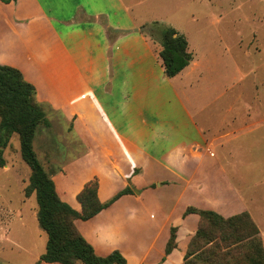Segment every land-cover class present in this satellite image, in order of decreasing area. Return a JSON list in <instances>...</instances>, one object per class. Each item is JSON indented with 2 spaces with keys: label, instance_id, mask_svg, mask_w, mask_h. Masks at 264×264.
I'll list each match as a JSON object with an SVG mask.
<instances>
[{
  "label": "crops",
  "instance_id": "obj_1",
  "mask_svg": "<svg viewBox=\"0 0 264 264\" xmlns=\"http://www.w3.org/2000/svg\"><path fill=\"white\" fill-rule=\"evenodd\" d=\"M161 50L123 0H0V64L22 73L39 104L73 121L84 158L102 167L99 178L73 192L58 189L61 175L53 174L59 197L67 202L72 195L74 209L81 211L77 195L94 179L102 203L103 181L114 190L113 198L137 189L94 218L76 220L97 256L119 251L128 264H184L200 224L198 215H185L189 207L224 218L248 213L264 241V228L248 205V177H230L225 168L226 159L236 158L233 150L248 154V139L220 153L227 135L216 130L208 138L179 88L198 67L194 54L184 71L169 78ZM125 200L135 203L120 205ZM126 227L136 232L128 230V241H118V231ZM173 227L177 248L162 262ZM149 229L154 243L162 241L158 252L154 245L138 244Z\"/></svg>",
  "mask_w": 264,
  "mask_h": 264
},
{
  "label": "rangeland",
  "instance_id": "obj_2",
  "mask_svg": "<svg viewBox=\"0 0 264 264\" xmlns=\"http://www.w3.org/2000/svg\"><path fill=\"white\" fill-rule=\"evenodd\" d=\"M123 2L157 47L161 46V27H173L187 38L198 67L179 88L186 93L189 108L206 128L208 138L216 130L227 135L221 154L248 139V154L233 150L236 158L226 159L225 168L230 177H248V205L264 228V0ZM40 105L48 126H40L33 146L46 172L61 175L56 177L57 188L73 192L86 180L96 175L99 178L102 167L84 158L85 146L75 135L73 121L49 105ZM5 134L0 131V264H46L40 259L48 237L37 220L36 192L30 187L33 172L22 158L20 135L7 139ZM109 185L103 181L101 188V199L106 203L114 193ZM66 201L78 208L72 195ZM147 202L154 206L148 198ZM134 203L125 200L120 205ZM128 230L136 232L127 227L119 230L118 241H128ZM152 233L147 230L138 244L145 249L154 245L158 252L162 241L154 243L149 236Z\"/></svg>",
  "mask_w": 264,
  "mask_h": 264
},
{
  "label": "trees",
  "instance_id": "obj_3",
  "mask_svg": "<svg viewBox=\"0 0 264 264\" xmlns=\"http://www.w3.org/2000/svg\"><path fill=\"white\" fill-rule=\"evenodd\" d=\"M11 3L15 0H1ZM156 31V30H155ZM160 58L165 75L173 78L193 60L187 38L173 27H161ZM47 114L36 99V89L14 68L0 65V131L7 139L20 135L22 158L31 168V189L36 192L39 227L47 234L46 252L40 262L46 264H128L119 251L106 257L96 255L94 248L80 234L76 220L88 221L110 207L126 189L107 203L99 199V181L87 183L77 195L81 211L59 197L53 174H48L34 150V140L41 125L48 126ZM1 154V153H0ZM3 165V163H0ZM200 217L199 227L191 238L184 264H264V246L260 231L248 213L230 218L207 210L187 208L185 215ZM177 248V228L171 229L165 257Z\"/></svg>",
  "mask_w": 264,
  "mask_h": 264
}]
</instances>
